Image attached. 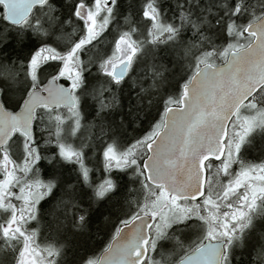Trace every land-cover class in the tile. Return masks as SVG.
<instances>
[{
  "label": "snow or ice",
  "instance_id": "1",
  "mask_svg": "<svg viewBox=\"0 0 264 264\" xmlns=\"http://www.w3.org/2000/svg\"><path fill=\"white\" fill-rule=\"evenodd\" d=\"M200 3L187 0L176 23L164 18L160 0H143V38L129 14L110 52L94 55L117 0L75 2L70 33L53 0H0V20L18 28L21 41L29 29L42 41L59 32L56 47L42 43L26 64L0 58V240L14 245L13 264H59L65 245L42 246L30 222L39 224L41 201L59 185L65 162L92 189L93 208L120 188L114 173H130V183L138 185L123 197L127 211L118 223L104 216L103 223H112L110 239L79 264H230L233 247L253 224L251 213L264 207V164L240 158L248 135L264 128V0H221L227 36L221 44L203 31L214 25L203 14L211 8L197 15L193 5ZM185 31L198 39L181 40ZM169 42L190 57L179 94L166 98L160 118L138 139L121 144L113 135L103 142L107 175L94 183L86 149L96 151V145L72 141L85 126L82 101L95 102L107 136L111 125L103 114L119 107V87L138 55L146 45ZM161 69L162 80L167 69ZM37 130L55 152L42 156ZM42 158L49 161L47 180L37 167ZM67 191L60 203L78 207L75 185ZM87 215L88 209L78 215L74 230H87ZM193 220L200 223L190 229Z\"/></svg>",
  "mask_w": 264,
  "mask_h": 264
},
{
  "label": "rangeland",
  "instance_id": "2",
  "mask_svg": "<svg viewBox=\"0 0 264 264\" xmlns=\"http://www.w3.org/2000/svg\"><path fill=\"white\" fill-rule=\"evenodd\" d=\"M88 2L91 3L92 0H88ZM209 3H212V2L209 1ZM209 3L207 2L205 3V5ZM71 12H72V7H71ZM161 13L163 16L165 15L164 12L161 11ZM207 30L208 32H210L209 27H207ZM212 30L213 29L211 28V32ZM222 31H221V34L223 35H221L220 38L217 36H213V37L215 38V40L219 39L220 41H222L221 43H226L227 36L224 30ZM142 32L143 30L141 29L140 33H138L139 38H143ZM57 35H59L58 31H56L54 34H50L49 36L45 37V40L49 44H51L53 47H56L57 46L56 44ZM17 38H20V30L12 26L10 27L9 25L5 24L4 22H1L0 20V45H2L0 46V58L9 62V58L11 57V54L13 53V49L15 47V42H16L15 40H17ZM24 38L27 40V45H26L27 53L25 55V60H23V62L26 64L27 58L29 57L30 53L34 52L37 48V45L41 44L43 41L39 37L34 35L30 29L26 31ZM193 38L194 36L192 35V32L185 31L183 34H181V40L183 41H187ZM215 43L218 44V41H216ZM163 51L164 52L166 51L167 54H165L163 57L162 56L159 57L157 61L160 62L165 57H169L172 61H174L173 66L172 65L165 66L167 70L164 71L166 75L165 77L166 81L164 82V84L165 85L167 84L168 87L164 88L162 91L160 105L155 106V108H154V105H152L147 114L145 112L139 115V116H142V121L139 122L138 124L136 123L135 125H133V127L130 128L131 130L128 129V126H127L128 123L118 124L117 126L113 125V123L116 122V120H114L115 116L122 114L123 117L125 118L124 119L125 121H133L136 119L139 113L138 103L135 106L134 105L132 106V102L130 101L131 99L129 98V96H127V94L121 91L120 93L118 92L119 107L114 111L110 110L109 112H106L103 114V119H106L110 125L114 126V128H111V130H109L107 136H104L103 134H101L102 133L101 132L102 131L101 119H97V106L95 102H93L90 98H85L82 101L81 112L84 117L83 123L85 126L81 129V131L76 136L72 137V141L76 144H80L81 142H84V143H93L96 145V149H97L96 151H93L91 148L86 149V161H87L89 168L91 169V180L94 183H99L102 180V178L105 175H107L103 169L102 154L99 151V149L102 148L103 146V142L105 140H110L113 135L118 136L120 138L121 144H128V143L133 142L135 139H138L146 131L150 130L152 124H154L160 118V114L163 111L164 101L166 100V98L169 96H176L179 94L181 90V85L183 84L188 74L187 66L189 64L190 57H185L182 50L180 49L178 45H174L171 42L167 44H160V45L149 44L145 46L144 51L141 52L137 58L140 61L141 59H143V55H145L146 56L145 62H149L150 58H153L156 55V53L158 52L160 53ZM174 52H176L178 56H181L180 58L182 59L180 60L179 58L173 57L171 54L174 55ZM148 56L150 57L149 59H147ZM88 58H89L88 53H84V54L82 53V59L87 60ZM19 63L20 62H18L17 64ZM140 64L141 63H139L138 65ZM142 64L145 65L147 63L142 62ZM2 83L3 82H0V85H2ZM127 85L128 87H130L129 85L132 86V82H128ZM119 117L121 118V116ZM93 122H95L96 126L94 128H89L88 124L93 123ZM89 137H91L90 140H89ZM262 140H264V128L257 127L248 135L245 144L242 146L241 153H240V155L242 156L240 157L241 160L244 161L246 164L248 163H251L254 165L264 164V163H260V162H263V160H260V159H262L261 157L264 156V146L260 148V147H257L258 144L257 145L253 144L254 142L262 143L263 142ZM49 150L55 151V145L53 144V145H48V147H45V154ZM46 161L47 162L42 166V171H40V168H39L40 161L38 162V165H37L41 177L45 180L49 179L46 173V168L49 166V161L47 159ZM235 166L236 168H238V165H235ZM65 167L69 168L70 171L66 172L64 170ZM93 171H95L94 175H93ZM66 173H70L74 175L75 177L76 176L80 177L78 175V171L75 165L69 164L67 162L61 165L60 173H59L61 176L60 183L53 190L52 192L53 198L50 199V202L47 201L44 204L41 203V206H40L41 214L39 218V224L36 225V227L40 230V237L45 241V243H49V242L54 243L58 247L61 244L65 245L63 254L59 258V264H67V261L65 260V258L67 257L69 253L68 246L65 243V241L62 239V238H65V235H63V231L64 230L66 232L70 231L68 237L71 241L75 243L78 242L79 240H81L82 242L84 241L85 243H88L87 249H90V250H92V247L94 246L99 247L101 246L102 243L105 244L107 240L110 239L111 233L113 231L112 223L105 224L102 222V224L104 225H99L100 223L98 221L100 220L102 221L103 216H106V213L111 208L112 210L114 209V211L116 212L114 215V219L121 218L122 215L127 211V205L125 204L123 197L127 194L129 189L133 188V184L130 183V177H131L130 173L128 174L120 173L119 175L114 173L113 178L117 180V183L120 185V188L117 190V192L113 196H111L107 201L102 202L98 207L93 208L91 199H88V197H84V195L81 194L84 197L83 198L84 202H87L90 205L88 209V215H87V225H86L87 230L86 231H76L74 230L73 226L70 228V226L68 225L64 227V230L61 229V227L51 226L52 227L51 228L50 224H52L53 218L55 217L53 216V214H58V212L59 213L63 212V210L59 208V205L63 206V205L68 204V203H63V204L60 203L61 200L53 201V199H55L58 193L60 196L63 195L64 196L63 198H65L66 195L69 194L67 193L68 192L66 191L67 187L64 184V179L67 175ZM80 179H81L83 186L87 188L90 191V194L92 195V189L88 187V185L85 182H83L81 177ZM84 208L86 207H79V206L74 207L75 211L72 212L73 219H74L73 221L78 219L79 214H83V211L85 210ZM251 216L253 219V224L250 228L245 229L242 243H238L237 245L233 247L231 251V255H230V264H235L236 260H238L237 255L239 253H248V251L252 249L254 250L256 249V253H260L261 250H264V207L254 210L251 213ZM2 220H3V217H0V221ZM112 221L113 220H111V222ZM194 222H195L194 220L188 222V228L190 229L194 228V226H192V223ZM44 223H45V226H44ZM116 223H118V220L116 221ZM181 227H185V226H181ZM99 231H101L102 234L104 235L103 242L98 241V239H94L95 236H93V234L94 233L98 234ZM77 234H79L80 237H78ZM193 235H195V232L193 233ZM237 235H239V233H237ZM89 237H92V239H90ZM87 239H90V240H87ZM161 243L167 244L168 242H161ZM0 245H1V248L3 249L0 251V264H10V263L12 264V261L10 262L9 258L13 257L12 249L14 245L9 244L3 240H0ZM168 246L170 247V245ZM75 248H76V245L73 246V250H74L73 261L72 262L70 261L69 264H74L75 263L74 259H77V261L80 262L85 256L93 253V251H90V250L88 253H85L86 251H81L80 253H84L83 255H81L80 253L78 254L77 251H75ZM257 249H260V250H257ZM235 255H236V258H234Z\"/></svg>",
  "mask_w": 264,
  "mask_h": 264
},
{
  "label": "trees",
  "instance_id": "3",
  "mask_svg": "<svg viewBox=\"0 0 264 264\" xmlns=\"http://www.w3.org/2000/svg\"><path fill=\"white\" fill-rule=\"evenodd\" d=\"M209 1H211L212 3H209ZM142 2H143V0H119L118 6H117V11H118V17L121 20V23L125 24V17L128 16L129 14H132L135 23L138 22L140 7H141ZM220 2H221V0H208L209 4L205 5V0H201L200 5H193V8L196 11L197 15L201 14V11H200L201 8H205V9L211 8V10H212L211 13H209V12L203 13L204 15H207L209 21H211L212 25H214V27L209 28L210 32H208L207 27H205V29L203 30L204 32L207 33V35L209 37H211V35H212V37L217 36L220 38V36L223 35V34H221V31L224 30L225 18H224V9L220 7ZM250 2L255 3V0H250ZM53 3H54V1H53ZM232 3L234 4L235 0H232ZM181 5L187 7V0H160L161 11L164 12L165 16L169 17L170 19H172L173 22H176V23H178V15H179ZM55 7L57 8V12L55 13V15L57 17H59L60 20H62L64 22L65 30L69 33L73 32L74 29L72 26H70V23H69L70 21L74 20L72 15H71L72 4H69L68 0H57L55 3ZM217 20H220L221 22L219 24H217ZM2 22L9 25L4 20H2ZM211 28L213 29L212 32H211ZM187 32H191V31H187ZM183 33L184 32H182L181 34H183ZM110 35H112V34L111 33L107 34V36H110ZM193 39H198V37H194ZM15 41H16L15 47L13 49V53L11 54V57L9 58V62H12L13 60H15L17 63L21 62V61L23 62V60H25V55L27 53V48H26L27 40L24 38L23 41H21V38H17V40H15ZM109 41H110L109 37H106L104 40H101L99 43L96 44L95 48L92 49V53L94 55L97 54L101 48V45L107 44ZM216 41H218V44H221V42H222L219 39L215 40V42ZM204 43L206 44L207 42L205 41ZM165 52L164 51L160 52V53L158 52V53H156V55L153 58H150L148 56L147 59L150 58L149 62H145L146 56L143 55V59H141L139 61V63H141V64L138 65V67H136L133 74L130 75L125 80V82H123L121 84L118 92L120 93V91H121V92L127 94V96H129V98L131 99L130 101L132 102V106L133 105L135 106L138 103V112L139 113H138L136 119L133 121H125L124 120L125 118L123 117L122 114L115 116L114 120H116V122L113 123L114 126H117L118 124H122V123H128L127 124L128 129L131 130L130 128H132L133 125H135L136 123L138 124L139 122L142 121V116H139V115H141L142 113H145V112L147 114L152 105H154V108H155V106L160 105V102H161L160 99H161L162 91L164 88H167L168 86H167V84L166 85L164 84V82L166 81L165 72H163V79L162 80L159 77H157L156 73L162 70L161 65H164V66H169V65L173 66L174 65V61H172L169 57H165L160 62L157 61V59L159 57H161V56L163 57L165 54H167V52L166 53ZM171 55L175 58H179L180 60L182 59V58H180L181 56H178V54L176 52H174V55L173 54H171ZM180 60H178V61H180ZM142 62L147 63L148 65L147 64L143 65ZM154 81H156L155 84H154ZM128 82H132V86L129 85L130 87H128V85H127ZM113 91H116V89H113ZM118 98H119V96H118ZM158 99H159V101H158ZM119 116H121V118ZM113 125H111V128H114ZM44 137H45V134L41 133L39 130H37V138H38L39 143H40L42 156H47V155L52 154L55 151L49 150L45 154V147H48V145L45 144ZM262 141H263L262 143L254 142L253 144L254 145L258 144L257 147L262 148V146H264V140H262ZM240 157H242V156L240 155ZM263 157H261L262 159L259 158L260 160H263V162H260V163H264ZM246 158H248V157H246ZM244 160H245V158H244ZM46 162L47 161L44 158H42L40 160V162H39L40 171H42V166ZM248 164H251V163H248ZM64 170L66 172L70 171V169L66 168V167ZM94 173H95V171H93V175H94ZM66 174L67 175L64 179L65 186L67 187L70 184L75 185L76 199L79 201V207H86L84 209H89V207H90L89 203L84 202L83 198L88 197V199H90V197H91L90 191L83 186L80 177H77V176L75 177L74 175H72L70 173H66ZM133 187H137V185H133ZM81 194H83L84 197ZM61 196L58 193V195L55 197V199H53V201L54 200L67 199L69 194H67L65 198H63L64 197L63 195H61ZM52 198H53V195L51 194L50 196L45 198L43 201H41V203L44 204L47 201L50 202V199H52ZM62 207H64V208H62ZM59 208L61 210H63V212H61V213L58 212V214H53V216H55V217L53 218V222H52V224H50V227L51 226L61 227V229L64 230V227L66 225H68L71 228L73 226V223H74V221H73L74 219H73V215H72V212L75 211L74 207L72 206V204L68 203L67 205H63V206L59 205ZM115 213L116 212L114 211V209L112 210V208L108 210V212L106 213V216L109 217V221L113 220L112 222H116L117 220H119V218L114 219ZM103 220H104V216L102 218V221ZM102 221L101 220L98 221L100 223L99 225H104V224H102ZM194 221L195 222L192 223V226L195 227L199 223H197L196 220H194ZM34 226H36V225L34 224ZM44 226H45V223H44ZM69 233H70V231L66 232L64 230L63 235H65V238H62L68 246V252L69 253H68L67 257L65 258V260L67 261V264H69L70 261L71 262L73 261V252H74L73 246L76 245L75 251H77L78 254L81 251H86L85 253H88L90 250V249H87L88 243H85L84 241L82 242L81 240H79L76 243L71 241L68 237ZM77 236L80 237L79 234H77ZM93 236H95L94 239H98V241L103 242V240H104V235L102 234L101 231H99L98 234L94 233ZM89 238L92 239V237H89ZM39 239L43 240L41 237ZM90 239H87V240H90ZM102 244L99 247H97V246L92 247V250H90V251L94 252L97 249L102 248L104 245V244L103 245ZM41 245H43V242H41ZM97 245H99V244H97ZM1 250H3V249L1 248V245H0V251ZM257 250H260V249H257ZM80 254L83 255L84 253H80ZM234 258H236V255ZM237 259L238 260H236L235 264H264V258H262L260 256V253H256V249L255 250L254 249L249 250L248 253H239L237 255ZM9 261L10 262L12 261L11 258H9ZM74 262H75L74 264H79V261H77V259H74Z\"/></svg>",
  "mask_w": 264,
  "mask_h": 264
},
{
  "label": "flooded vegetation",
  "instance_id": "4",
  "mask_svg": "<svg viewBox=\"0 0 264 264\" xmlns=\"http://www.w3.org/2000/svg\"><path fill=\"white\" fill-rule=\"evenodd\" d=\"M53 1H54V5H55V3H56L57 0H53ZM75 2H78V0H75L74 3L72 4V12H71L72 14H71V15H72L73 19H75L74 16H73V11H74V4H75ZM118 2H119V0H117V4H116L115 10H114V16H113V19H112V21H111V23H110L108 29L106 30V32L101 36V38H100L99 41L97 42V43H99L101 40H104L106 37H109V38H110V41H109L107 44H104V43H103L104 45H101V48H100V50H99V52H101V53H107V52H110V50H111V48H112L113 41L118 37L119 32L122 31V30H127V26H126V24L121 23V20H120L119 17H118V11H117ZM142 3H143V2H142ZM142 3H141V7H140L139 20H138V22H136V23L133 24V26H139V29H140V30L144 28V26H143L142 24L139 23V22L141 21V19H142V15H141ZM1 22H2V20H1ZM5 22H6V21H5ZM6 23H7V22H6ZM109 33H111L112 35L107 36V34H109ZM139 33H140V32H139ZM44 42H47V41L45 40V38H44V40H43L42 43H44ZM42 43L39 44V45H37V48H39V47L42 45ZM47 43H48V42H47ZM97 43H96V44H97ZM37 48H36V49H37ZM83 54H84V53H83ZM138 64H139V60H138V58H137V60H136L135 63H134V71H135L136 67H138ZM134 71H133V72H134ZM133 72H131V73L125 78V80H126L130 75H132ZM86 75H87V73H86ZM96 75H97V74H96L95 71L93 70V77H95ZM217 163H218V162H217ZM233 168L235 169L236 166L234 165ZM0 222H2V221H0ZM30 223H31L32 225L35 224L34 222H30ZM197 223H200V222L197 221ZM39 238H40V237H39ZM39 242H43V243H45V241H44V240H41V239H39ZM11 260H12V258H11ZM12 264H13V260H12Z\"/></svg>",
  "mask_w": 264,
  "mask_h": 264
},
{
  "label": "bare ground",
  "instance_id": "5",
  "mask_svg": "<svg viewBox=\"0 0 264 264\" xmlns=\"http://www.w3.org/2000/svg\"><path fill=\"white\" fill-rule=\"evenodd\" d=\"M164 18H165L166 20H168L169 22H173L169 17H167V16H165V15H164ZM142 30H143V29H142ZM100 53H101V52H100ZM100 53H97V54H100ZM97 54H96V55H97Z\"/></svg>",
  "mask_w": 264,
  "mask_h": 264
}]
</instances>
